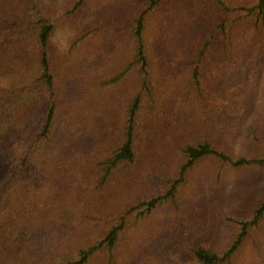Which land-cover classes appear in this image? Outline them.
<instances>
[{
	"label": "trees",
	"instance_id": "obj_1",
	"mask_svg": "<svg viewBox=\"0 0 264 264\" xmlns=\"http://www.w3.org/2000/svg\"><path fill=\"white\" fill-rule=\"evenodd\" d=\"M244 169L264 170V0H0V264H131L127 230L185 191L212 185L228 220ZM246 211L197 264H240L264 192Z\"/></svg>",
	"mask_w": 264,
	"mask_h": 264
},
{
	"label": "rangeland",
	"instance_id": "obj_2",
	"mask_svg": "<svg viewBox=\"0 0 264 264\" xmlns=\"http://www.w3.org/2000/svg\"><path fill=\"white\" fill-rule=\"evenodd\" d=\"M203 170L209 171L204 166H200L196 174L199 175ZM241 172L238 181L236 178L229 179L225 186L230 199L218 201L228 212V220L212 225L213 202H210V199L215 188L210 185L208 187L211 192L205 195V200L200 192L194 199H190L188 191H185V197L179 200L177 207L170 204L156 217L144 220L138 226L128 229L125 236L130 239L134 249L131 264H197L192 253L195 245L202 242L217 246L224 245L233 235L234 227L237 225L235 221L246 216L248 205L253 206L254 199L261 197L264 192V170L244 169ZM217 190L221 195L223 190L221 188ZM202 217L206 223L211 219L206 226L209 228V234L206 235L200 232V229H203ZM214 227L216 229L212 234ZM139 244L147 247L145 256L141 252H135ZM237 256L240 264H264L263 229L260 235L247 238Z\"/></svg>",
	"mask_w": 264,
	"mask_h": 264
}]
</instances>
